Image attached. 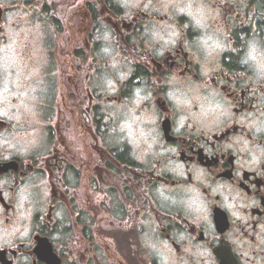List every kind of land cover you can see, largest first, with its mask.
<instances>
[{
  "label": "clouds",
  "instance_id": "1",
  "mask_svg": "<svg viewBox=\"0 0 264 264\" xmlns=\"http://www.w3.org/2000/svg\"><path fill=\"white\" fill-rule=\"evenodd\" d=\"M55 3L58 0H0V129H5L0 131V164L19 158L24 168L19 177L0 179V250L12 255V264H37L33 253L37 246L35 237L46 227L45 237L55 242L66 257L64 264H111L106 244L97 241L90 229L86 230L91 241L86 249L91 255L87 257L80 236L72 231L73 214L82 223L89 222L86 210L79 203V168L66 166L58 202L49 188L47 175H42L43 169L33 166L28 169V165L50 150L51 133L46 130L49 126L41 120L58 71L50 68L48 53L57 41L63 47L71 39L67 24L72 10L53 8ZM93 3L97 13L106 6L119 10V18L124 22L132 21L137 12L165 17L162 21H149L139 33L137 39L144 43L142 58L159 61L170 54L169 59L175 60L178 50L189 55L184 51L187 47L191 49L192 59H186L185 66L190 62L198 69L195 80L181 79L177 73L163 81H152L151 85L164 90L163 95L156 96L148 80L134 76V65L138 62L124 58L119 36L106 23V17L97 15L86 41L94 46L85 64L86 69H94L90 72L88 92L94 91L104 100L100 113L105 125L100 128L106 134L104 143L114 154H126L136 165L130 172L146 173L154 178L146 182L149 187L143 190L161 210L179 213L175 219L177 227L151 221L148 212L144 213L148 222L144 217L136 222L138 244L145 258L151 264H215L209 244L219 240L217 248L223 240L238 264H264V222L252 217L253 209L259 210L257 202L240 190L241 181L248 187L244 182L245 171L264 179V0H166L164 3L93 0ZM228 8L234 14L223 21L222 11ZM181 16L185 19L177 23ZM190 33L192 39L185 44V35ZM136 42L134 39L133 43ZM84 43L81 41L79 47ZM221 57L236 69L224 73L233 82L228 96L225 82L217 75L223 72L217 63ZM122 95L125 99L112 102L119 101ZM230 96L242 98L240 109L234 107ZM158 97L170 112L163 119L156 108ZM243 99L250 103L244 104ZM243 108L248 111L236 115ZM86 109L87 106L85 112ZM165 117L171 121L170 135L203 149L207 159L223 156L227 164L228 157H234L235 174L231 170V178H224L219 174L227 169L213 173L201 163H185L188 160L181 159V149L165 139L162 130ZM83 119L91 123L87 115ZM233 126L241 128L242 134L231 136L219 149L213 147L214 138L225 133L223 138L229 137L235 131ZM90 131L94 134L96 129ZM63 136L70 144L73 159L87 161L80 130L67 127ZM97 166L95 170L102 172ZM123 179L127 181L128 176ZM169 181L179 187H168ZM88 193L93 204L112 209L119 223L115 220L111 223L118 230L127 232L134 226L122 212L116 211L99 183H93ZM68 200L73 202L72 211ZM214 206L226 213L228 223L231 220L236 225L230 238L217 236ZM198 226L205 231L197 235Z\"/></svg>",
  "mask_w": 264,
  "mask_h": 264
},
{
  "label": "flooded vegetation",
  "instance_id": "2",
  "mask_svg": "<svg viewBox=\"0 0 264 264\" xmlns=\"http://www.w3.org/2000/svg\"><path fill=\"white\" fill-rule=\"evenodd\" d=\"M65 2L66 0H58V3L53 4L52 7H61L66 10L64 6ZM164 2L166 0H153V3ZM71 10V13L68 15L67 24V30L71 33V39L63 47L60 46L59 41L51 45L47 57L50 68L58 71V75L52 83L53 94L45 102L44 115L41 120V123L49 126L46 130L51 133L49 137L50 150L42 158L34 160L32 165H28V169L31 170L32 166L33 168L40 167L43 169L42 175H47L49 188L53 190L55 200L58 202L61 198V190L64 187L61 177L66 166L71 164L79 168L81 188L79 203L86 210L89 222L87 224L82 223L75 214L71 216V222L72 231L80 236L81 244L85 249V257L91 255L86 250L87 245L91 243L86 235V230L90 229L92 236L97 241L106 244V251L110 257L111 264H151L150 260L145 258L143 250L139 248L138 232L135 227L136 222L141 217H144L145 212H148L151 221L168 223L172 224L173 227H177L175 219L179 217V213H169L161 210L157 203L151 199L149 193L143 190L149 187L146 182L154 178L148 176L146 173L135 174L134 172H130L129 169H134L136 165L127 159L126 154H114L104 143L103 137L106 134L100 132V128L105 127L103 118L100 116V113L103 111L102 105L104 100L102 97H98L94 91L88 92V81L92 79L90 72L94 69L92 67L86 69L85 64L88 57L93 54L94 46L86 41L91 31H93V24L99 14L106 17V23L113 27L119 36V48L124 58L138 62L134 65L136 69L134 76L136 75L148 80L150 86L154 87L151 85L152 81H163L166 77L177 73L180 74L181 79L195 80L194 74L198 69L195 64L190 62L185 66V60L190 61L192 59L190 55L191 49L187 47H185L184 51L188 52L189 55L187 56V53H179L180 50H178V53L175 54V60L169 59L170 54H168L165 60L161 59L159 61L142 58L144 43L137 39L138 35L143 30V26L149 21L164 20L165 17L161 15L156 13L149 15L137 12L132 21L124 22L119 18L121 12L115 8L106 6L103 11L97 13L93 0H85L84 3H80V0H78V4ZM231 14H234L232 9H224L221 19L226 21ZM184 19L185 17L181 16V21H177V23H182ZM83 29H87V31L83 32ZM235 35L236 33H233V36ZM134 39L137 40L136 43H133ZM191 39V33L186 34L184 43L188 44ZM81 41H85L82 48L79 47ZM225 55L228 54L226 53ZM217 63L223 69V72H218L217 75L225 82L224 89L228 88L225 95L228 96V92L231 91L230 85L233 82L224 73L234 72L236 69L224 63L223 57ZM182 69L183 71H181ZM129 83H131V79ZM163 92L162 88L154 87V94L156 96L163 95ZM123 99H125V96L122 95L119 101L113 100L112 102L118 103ZM229 99L233 100L235 108L240 109V101L242 99L240 96H230ZM156 102V108L161 119L164 116L170 115V112L167 111V105L162 98L158 97ZM243 103L248 104L250 101L243 99ZM168 108L170 109L171 106L168 105ZM246 111L248 109L243 108L236 115H241ZM84 115L89 117L91 123L84 121ZM67 127L80 130L86 145L87 161L73 159L72 153L69 150L70 144L65 141L63 136V129ZM93 127L96 129L94 134L90 131V128ZM170 127L171 121L168 117H165L162 122L165 139L170 144H175L181 149V159L188 160L184 161L185 163H201L205 167H210L213 173H219L227 169L225 172L219 174L224 178L230 179L232 172L235 174L237 168L234 167V157L229 156L227 164L224 163L223 156L221 158L214 156L211 159H207L203 153V149H196V146L192 142H187L183 138L177 139L172 137L170 135ZM233 128L235 131L230 132L229 137L223 138L224 135H227L225 133L221 134L222 136L217 137V139L214 138L215 143L212 146L219 149L231 136L242 134L243 130L241 128H238V126H233ZM3 130L5 129H0V131ZM89 141L90 144L88 143ZM91 144H94L96 147H92ZM96 165H99L103 171L97 172L95 170ZM99 166H97V170H99ZM23 172L24 168L19 158H14L12 161L0 164V179L13 175L19 177ZM125 175L128 176L127 181L123 179ZM244 178V182L248 187L241 181L240 190L247 194L248 199L255 200L259 207V210L253 209L252 217L264 222V215H261L264 214V179L256 178L254 173L249 174L247 171L244 173ZM164 179L169 180L167 176ZM93 183H99L100 188L105 190V195L112 200L116 211L122 212L124 218L134 225L129 231H120L111 223L113 220L119 223V218L114 215L111 208L93 204V197L88 193ZM167 186L173 188L179 187L178 184L173 185L170 181ZM0 201H2V197H0ZM67 203L69 210L72 211L71 206L73 202L68 200ZM6 207L8 206L6 205ZM213 214L214 222L218 221L217 236L221 239L230 238L236 225H233L231 220L228 223L226 213H223L217 206L213 207ZM144 219L146 222L149 220L148 217H144ZM202 231H205V229L202 226H198L196 234L198 235ZM46 233L47 228L45 227L35 237L37 246L33 249V253L37 256V264H64L66 257L58 250L55 242L47 240V237H45ZM205 239L207 238L205 237ZM51 243H53V246ZM218 243L219 240H217L216 244H209V248L213 249L212 256L215 264H228L229 261H231V264H238L234 254H230L227 242L222 240L221 245L215 248ZM233 251H236L235 246H233ZM13 255H15L14 250ZM12 258V255L8 254L7 250H0V262L12 264ZM237 258L239 257L237 256Z\"/></svg>",
  "mask_w": 264,
  "mask_h": 264
},
{
  "label": "rangeland",
  "instance_id": "3",
  "mask_svg": "<svg viewBox=\"0 0 264 264\" xmlns=\"http://www.w3.org/2000/svg\"><path fill=\"white\" fill-rule=\"evenodd\" d=\"M85 0H80V3H84ZM78 4V0H66V2L64 3V6H65V9L66 10H69V9H72L75 5ZM83 32L84 31H87V29H83L82 30Z\"/></svg>",
  "mask_w": 264,
  "mask_h": 264
}]
</instances>
